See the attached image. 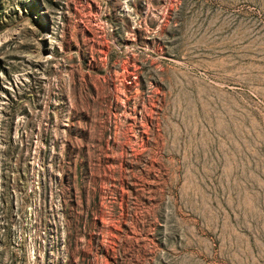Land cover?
I'll use <instances>...</instances> for the list:
<instances>
[{
    "label": "rangeland",
    "instance_id": "obj_1",
    "mask_svg": "<svg viewBox=\"0 0 264 264\" xmlns=\"http://www.w3.org/2000/svg\"><path fill=\"white\" fill-rule=\"evenodd\" d=\"M264 0H0V264H264Z\"/></svg>",
    "mask_w": 264,
    "mask_h": 264
},
{
    "label": "bare ground",
    "instance_id": "obj_2",
    "mask_svg": "<svg viewBox=\"0 0 264 264\" xmlns=\"http://www.w3.org/2000/svg\"><path fill=\"white\" fill-rule=\"evenodd\" d=\"M263 47H264V45H263Z\"/></svg>",
    "mask_w": 264,
    "mask_h": 264
}]
</instances>
